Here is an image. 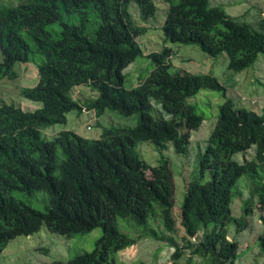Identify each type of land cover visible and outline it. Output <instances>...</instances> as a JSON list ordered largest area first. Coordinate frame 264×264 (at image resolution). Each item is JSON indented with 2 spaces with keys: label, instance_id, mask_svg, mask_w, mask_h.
I'll return each mask as SVG.
<instances>
[{
  "label": "trees",
  "instance_id": "1",
  "mask_svg": "<svg viewBox=\"0 0 264 264\" xmlns=\"http://www.w3.org/2000/svg\"><path fill=\"white\" fill-rule=\"evenodd\" d=\"M131 2L141 19L154 16L153 0H19L13 5L0 0V79L15 78L17 64L33 63L37 82L20 93L41 103L33 111L0 103V252L11 239L42 227L70 237L100 226L93 250L48 264H117L116 254L141 238L172 248L170 264H181L184 254L183 264H196L195 256L200 263L235 264L238 242L228 238L227 226L233 220L241 231L248 223L231 213L243 174H248L244 214L252 213L255 200L262 224L257 241L264 252V108L237 107L213 75L171 73L172 50L165 45L147 55L153 65L149 74L126 88L124 69L141 54L138 38L147 29L133 20ZM57 24L59 31H52ZM160 29L164 42L196 44L209 56L224 53L227 68L235 72L264 55V19L255 29L209 0L169 1ZM79 85L90 86L96 97L84 105L72 98V87ZM200 89L222 91L223 101L198 153L199 177L186 183L177 226L169 161L161 156L151 166L135 147L150 141L159 152L171 146L185 154L191 132L204 120L188 101ZM83 109L97 116L137 114L138 119L132 127L104 128L96 139L73 129L50 140L42 137V128L65 124L68 112ZM250 148L252 158L233 159ZM39 190L48 196L44 211L11 195ZM117 217L131 219L138 232L121 231Z\"/></svg>",
  "mask_w": 264,
  "mask_h": 264
},
{
  "label": "rangeland",
  "instance_id": "2",
  "mask_svg": "<svg viewBox=\"0 0 264 264\" xmlns=\"http://www.w3.org/2000/svg\"><path fill=\"white\" fill-rule=\"evenodd\" d=\"M19 0H3V3L13 5ZM156 4V12L153 17L141 19L139 9L134 2L129 4V12L133 20L147 27L146 31L138 38L141 54L124 69V86L130 88L142 81L153 69V65L147 55L160 51L164 45L171 48L170 67L171 73H191L213 75L224 87L225 96L232 98L236 106H244L247 109L260 112L264 108V55H260L257 61L247 69L235 72L227 68V56L221 53L217 56H209L196 44H183L164 42L160 26L162 25L169 1L153 0ZM213 5H221L225 11L242 21H246L253 28L259 29L264 19V0H209ZM52 31H59L58 24ZM2 60L0 52V61ZM17 76L13 79L4 77L0 79V103L13 104L26 111H33L41 106L40 102L24 98L20 90L23 87H32L36 84L38 73L33 63L15 65ZM97 92L87 85L72 87L70 96L83 105L87 100L95 98ZM195 105L198 114L204 116L200 126L191 132L190 145L185 154L174 153L171 146L163 152H159L150 141L138 142L136 151L149 165L155 166L163 156L169 161L172 169V198L173 213L177 218L176 225L180 226V206L185 193L186 183L199 177L198 153L206 146V140L212 130L218 108L223 101V92L212 89H200L196 94L188 98ZM157 108V107H156ZM65 124H54L41 129L44 139H52L63 129L73 131L89 139H96L104 128L120 126L132 127L136 124L138 116L133 114L124 116L116 111H105L97 116L93 111L83 109L81 113L70 111L66 114ZM167 118V117H165ZM57 159L63 157L60 149H57ZM255 151L250 148L244 153H236L233 159L241 163L245 158L253 157ZM179 169L175 170L174 168ZM247 177L243 174L235 186V194L231 203V213L236 218H246L247 226L236 230V223L232 220L228 224V238L238 242V256L235 264H264V252L259 248L257 238L262 230L259 220V211L256 203L252 205V213L245 215V198L247 197ZM208 179V174L200 179L202 182ZM11 195L35 209L44 211L48 206V196L44 191H13ZM121 231L134 236L138 232V226L131 219L117 217ZM211 226H209V229ZM181 230V231H180ZM178 235H182L180 229ZM102 235L100 226L86 233H76L70 237L49 232L45 227L29 236H17L11 239L0 252V264H48L53 261H65L78 253L91 251L95 242ZM181 244V241H179ZM172 248L162 241L152 238H141L134 245L119 251L115 256L117 264H170ZM187 258L184 254L179 262L181 264ZM200 263L201 258L195 256L193 260Z\"/></svg>",
  "mask_w": 264,
  "mask_h": 264
},
{
  "label": "clouds",
  "instance_id": "3",
  "mask_svg": "<svg viewBox=\"0 0 264 264\" xmlns=\"http://www.w3.org/2000/svg\"><path fill=\"white\" fill-rule=\"evenodd\" d=\"M202 122H203V121H202ZM202 122H201V123H202ZM199 126H200V125H199ZM199 126H198V127H199ZM198 127H197V128H198ZM197 128H196V129H197ZM196 129H195V130H196ZM190 136H191V134H190ZM189 145H190V144H189ZM245 187H246V190H247V192H248L247 184H246ZM247 197H248V193H247ZM247 197L245 198V200L247 199ZM245 200H244V201H245ZM254 202L256 203L257 208H258V204H257V202H256L255 200H254ZM254 202H253V203H254ZM252 205H253V204H252ZM251 210H252V207H251ZM258 211H259V208H258ZM259 215H260V211H259Z\"/></svg>",
  "mask_w": 264,
  "mask_h": 264
}]
</instances>
